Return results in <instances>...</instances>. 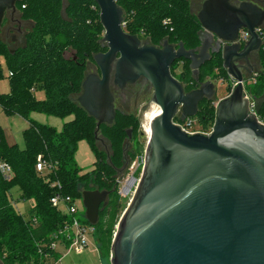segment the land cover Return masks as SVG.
<instances>
[{
  "label": "water",
  "instance_id": "obj_1",
  "mask_svg": "<svg viewBox=\"0 0 264 264\" xmlns=\"http://www.w3.org/2000/svg\"><path fill=\"white\" fill-rule=\"evenodd\" d=\"M20 1L0 0V26ZM93 1L107 49L92 56L99 73L85 74L76 101L96 121L95 139L100 125L115 119L111 85L123 89L141 78L160 108L149 122L137 188L116 225L111 264H264V124L250 112L244 90L245 73L253 72L249 57L262 45L264 8L247 0H203L196 14L200 46L185 49L182 42H142L124 32L115 0ZM242 29L248 34L243 45L236 42ZM212 53L221 54L234 87L216 103L211 133L190 134L174 119L194 117L199 102L215 95V86L206 80L186 92L170 67L179 58L188 60L197 78ZM108 194L81 193L90 225L97 223Z\"/></svg>",
  "mask_w": 264,
  "mask_h": 264
},
{
  "label": "trees",
  "instance_id": "obj_2",
  "mask_svg": "<svg viewBox=\"0 0 264 264\" xmlns=\"http://www.w3.org/2000/svg\"><path fill=\"white\" fill-rule=\"evenodd\" d=\"M115 1L123 10L124 32L140 39L148 37L155 46L164 40L170 44L182 42L185 49H193L200 44L201 26L189 0ZM16 4L21 19L35 17V21L23 34L21 45L11 49L6 41L0 39V79L3 77V63L10 82L9 92L0 93V107L6 113L18 114L28 121L23 131V148L7 144L0 129V160L9 164L12 170L9 176L0 174V255L8 264H52L58 253L42 246V243L61 228L68 217L50 204V197L59 192L80 199L85 190L109 191L110 199L104 207L100 206L98 217L100 212H105L114 226L120 208L119 200L113 198L114 180L128 156L123 152L120 155L117 141L110 140L112 153L109 160L103 159L104 154L98 149L94 136L96 121L73 99L80 90L79 78L86 59L106 51L99 42L103 28L96 3L93 0H71L69 19L61 18L52 5L45 12L42 10L41 18L34 16L33 12L41 9L35 0H21ZM258 34L262 39L256 54L259 69L246 77L244 90L256 114L264 117V26ZM69 47L74 52L71 59H66L64 51ZM189 63L179 58L170 67L172 75L186 92L197 88L209 77L228 81L220 53H213L199 67L197 78L193 76ZM177 66H181L178 74L175 72ZM227 89L230 92V88ZM37 90L43 91L44 98L35 96ZM32 112L60 117L71 115L72 119L64 122L61 130L57 131L52 126L30 119ZM191 119L194 128L203 132L211 130L215 119L213 100L199 102L197 113ZM174 121L179 122L178 118ZM106 128V124L99 127L101 131ZM138 139L141 136L134 138L132 130L124 152L135 155L140 150ZM80 140L88 143L96 158L93 169L85 173H80L74 159ZM38 156L46 165L53 164L52 171L43 174L36 171ZM56 182L59 187L52 186ZM13 189L18 192L20 200L32 201L28 218L15 209ZM83 222L88 223L86 219ZM92 228L97 233L96 244L102 259L101 252L104 247L107 250L110 240L106 246L104 230L98 221Z\"/></svg>",
  "mask_w": 264,
  "mask_h": 264
},
{
  "label": "rangeland",
  "instance_id": "obj_3",
  "mask_svg": "<svg viewBox=\"0 0 264 264\" xmlns=\"http://www.w3.org/2000/svg\"><path fill=\"white\" fill-rule=\"evenodd\" d=\"M35 1L41 5L40 6L41 9L35 10V13L33 12L34 16H38V18H41L40 15L43 13L42 10L45 12L47 7L52 5L57 8V13L60 15L61 18L69 19L68 6L71 0H58L56 2H53L52 0H43V1L35 0ZM83 1L89 2V0H83ZM202 1L203 0H189L190 7L195 14H197V12L200 10ZM231 1L232 3L237 4L238 2L244 0H231ZM247 1L255 2L258 5H260L262 8H264V3H261L262 2L261 0H247ZM17 7L18 6L16 4V8ZM9 12L10 10L6 11L3 17L0 26V39L6 41L8 47L13 49L15 46L22 44L23 34L33 26L35 17H33V19L31 18L21 19L20 12L17 8L13 16L15 21L11 22ZM17 21L20 22V24H17ZM8 26H10V30L8 31V33H6L5 30ZM18 27L20 28V32L17 31ZM11 36L15 38V41L13 43L9 38ZM201 37H202V29L200 28V43H201ZM101 39L102 37L99 39L100 45L103 48H106V46L101 41ZM141 41L151 44L148 37H143ZM171 44L177 45L178 43H171ZM156 46H159V43ZM199 46L200 44L197 47ZM73 52H74L73 48L71 47L67 48L64 51V57L66 59H71ZM256 54L257 52L256 53L254 52L249 57V62L252 65L253 70L259 69L258 59ZM184 66L188 67V65L186 64ZM180 69L181 66H177L175 68V72L178 74ZM2 72H3V77L0 79V93H8L10 90V82L8 78L7 69L3 63H2ZM88 72L99 73L98 68L94 64L92 56L86 59V64L82 71V76L81 78H79V84H81L85 74H87ZM250 75L251 74L245 73V77H249ZM207 80L213 82L215 86L216 92L215 95H213L212 97L214 105H216L218 100L225 97L229 93V90L227 88H230L231 90L234 87V81L229 76H228V81L225 82L212 79V77H209ZM111 90L114 96V107L116 110V117L112 124L106 125L107 127L106 129H102V131L100 129L98 130L96 144L98 146V149L101 152H103L104 154L103 159L105 161L109 160L110 154L112 153L110 140H112L113 142L117 141L116 146L120 155L123 152L124 156H126V154L128 156L126 161L120 167V169L124 168L123 172L122 174H119V176L116 177V179L114 180L115 184L113 186L115 190V194L113 198L118 199L120 203V208L117 214V218H118L117 220H119L127 204L129 203L130 198L129 197L123 198L119 196L117 180L130 174V171L128 169L129 165L135 163L134 165L135 168L136 163L140 162L139 161L140 157L142 156L144 157V151L147 141V134L145 133L144 128L147 123L148 115L152 113V111L154 110V106L153 103L151 102L152 88L149 86L147 82L141 79H139L134 84L126 85L123 89H119L118 87L111 85ZM80 91H81V85L79 92L73 95L74 100H76L77 96L80 94ZM35 96L39 99H42L44 98V93L42 90H37L35 92ZM29 118L39 123L52 126L57 131H60L63 123L71 120L72 116L69 115V116L60 117V116L48 115L40 112H32L29 114ZM135 122H137V124L134 127V129H132ZM27 126H28V121L26 119L19 116L18 114H8L0 107V129L3 133L4 139L7 144L10 145L16 144L19 148H23L24 147L23 131ZM132 130L134 133V138H139L140 135L141 139H138L140 142V150L135 155L131 156L128 154V152L125 153L124 150H126L127 148L125 145L129 143L131 139ZM127 131H130V138H128V136L126 135ZM127 146H130V144ZM74 159L77 163V166L80 168V173L91 171L94 167V162L96 160L94 153L92 152L88 143L85 140L78 141ZM140 169H141V165H139L138 169L134 172L135 177L139 176ZM18 195L19 194L16 191V189H13L12 197L14 199L15 209L17 210L18 213L28 218L29 209L32 205V201L20 200L18 198ZM109 197L110 196L108 194L107 201H109L110 199ZM77 202L78 205L81 206L82 201H77ZM80 219L81 221H83L82 219H84V217ZM98 222L101 224L102 229L104 230L105 243L107 242V240L109 243L110 240V244L107 250L106 247H104L103 251L101 252L102 259L100 257V253L96 244L97 233L95 230H93V232L88 234L87 247L81 253L68 251L65 247H61L60 245H58L57 247L58 258L52 264H111L110 249L117 223L113 226L111 224L112 220L103 211L100 212L99 214ZM107 245L108 244L106 243V246Z\"/></svg>",
  "mask_w": 264,
  "mask_h": 264
},
{
  "label": "built area",
  "instance_id": "obj_4",
  "mask_svg": "<svg viewBox=\"0 0 264 264\" xmlns=\"http://www.w3.org/2000/svg\"><path fill=\"white\" fill-rule=\"evenodd\" d=\"M247 40V31L244 29L240 30L236 42L243 45ZM253 107V104L250 103V112H252L256 116L257 120L260 123L264 124V117L258 116ZM176 123L180 125L182 130L190 134L211 133V130H209L208 132H203L194 128V122L191 117L186 118L184 121H179ZM139 161L140 162L136 163L135 168V163L129 165L128 169L130 171V174L117 180L119 196L123 198H132L140 180L141 172L144 166V157H140ZM139 165H141L140 173L138 177H135L134 172L138 169ZM35 168L39 174H43V172L52 171L53 164L46 165L45 162L41 160L40 156H38L36 159ZM11 173L12 170L9 164L0 160V174H2L3 176H9ZM52 186L59 187V184L57 182L52 183ZM49 201L53 207L57 208L61 213L67 215L68 221H66L57 231L50 234L47 240L42 243V246H45L51 251H55L58 245H63L68 251H73L75 253L83 252L88 244L87 236L89 233L93 232V228L92 225H90L89 223H85L80 219L83 217L84 219H86L83 205L81 204V206H79L77 202L81 201V198L74 199L71 196L63 195L58 192L53 194L50 197Z\"/></svg>",
  "mask_w": 264,
  "mask_h": 264
},
{
  "label": "flooded vegetation",
  "instance_id": "obj_5",
  "mask_svg": "<svg viewBox=\"0 0 264 264\" xmlns=\"http://www.w3.org/2000/svg\"><path fill=\"white\" fill-rule=\"evenodd\" d=\"M261 1H262L261 3H264V0H261ZM15 12H16V11H14V12L10 11V12H9V14H10V19H11L10 21H11V22L15 21V19H14V17H13L14 14H15ZM17 24H20V22L17 21ZM18 26H20V25H18ZM9 30H10V26H8V27L6 28V30H5L6 33H8ZM17 31L20 32V28H19V27L17 28ZM6 33H5V34H6ZM6 35H7V34H6ZM9 38H10V40L12 41V43L15 41V38H14L13 36H11V37H9ZM195 78H196V77H195ZM140 79H141V78H140ZM141 80H143V79H141ZM143 81H144V80H143ZM195 89H196V88H195ZM0 264H8L7 262H5V260L2 258L1 255H0Z\"/></svg>",
  "mask_w": 264,
  "mask_h": 264
},
{
  "label": "bare ground",
  "instance_id": "obj_6",
  "mask_svg": "<svg viewBox=\"0 0 264 264\" xmlns=\"http://www.w3.org/2000/svg\"><path fill=\"white\" fill-rule=\"evenodd\" d=\"M153 106H154V110L152 111V113L150 114V115H148V118H147V123H146V126H145V128H144V131H145V133L147 134V136L149 135V122H150V120L153 118V117H155L156 115H158L159 114V112H160V108L156 105V104H154L153 103ZM152 109V108H151Z\"/></svg>",
  "mask_w": 264,
  "mask_h": 264
},
{
  "label": "crops",
  "instance_id": "obj_7",
  "mask_svg": "<svg viewBox=\"0 0 264 264\" xmlns=\"http://www.w3.org/2000/svg\"><path fill=\"white\" fill-rule=\"evenodd\" d=\"M61 247H64L63 245H60ZM56 251H57V249H56Z\"/></svg>",
  "mask_w": 264,
  "mask_h": 264
}]
</instances>
